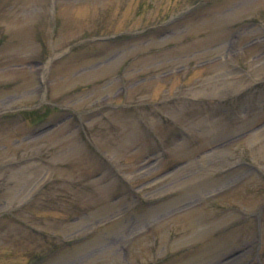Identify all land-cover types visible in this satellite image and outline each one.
Returning <instances> with one entry per match:
<instances>
[{
  "label": "rangeland",
  "instance_id": "rangeland-1",
  "mask_svg": "<svg viewBox=\"0 0 264 264\" xmlns=\"http://www.w3.org/2000/svg\"><path fill=\"white\" fill-rule=\"evenodd\" d=\"M0 264H264V0H0Z\"/></svg>",
  "mask_w": 264,
  "mask_h": 264
}]
</instances>
